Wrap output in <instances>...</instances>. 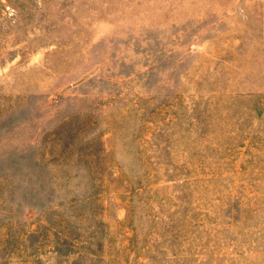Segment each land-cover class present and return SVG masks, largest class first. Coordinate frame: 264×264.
Wrapping results in <instances>:
<instances>
[{"label":"rangeland","instance_id":"rangeland-1","mask_svg":"<svg viewBox=\"0 0 264 264\" xmlns=\"http://www.w3.org/2000/svg\"><path fill=\"white\" fill-rule=\"evenodd\" d=\"M0 264H264V0H0Z\"/></svg>","mask_w":264,"mask_h":264}]
</instances>
